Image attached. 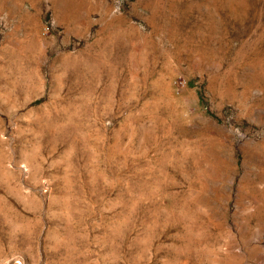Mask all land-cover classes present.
Returning a JSON list of instances; mask_svg holds the SVG:
<instances>
[{"label":"rangeland","instance_id":"obj_1","mask_svg":"<svg viewBox=\"0 0 264 264\" xmlns=\"http://www.w3.org/2000/svg\"><path fill=\"white\" fill-rule=\"evenodd\" d=\"M0 264H264V0H0Z\"/></svg>","mask_w":264,"mask_h":264}]
</instances>
